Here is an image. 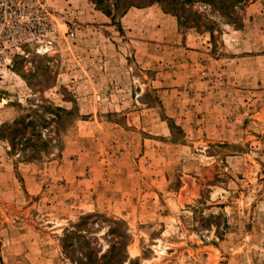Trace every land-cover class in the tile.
Masks as SVG:
<instances>
[{"label": "rangeland", "instance_id": "rangeland-1", "mask_svg": "<svg viewBox=\"0 0 264 264\" xmlns=\"http://www.w3.org/2000/svg\"><path fill=\"white\" fill-rule=\"evenodd\" d=\"M116 1L0 0V264H264V0Z\"/></svg>", "mask_w": 264, "mask_h": 264}, {"label": "trees", "instance_id": "trees-1", "mask_svg": "<svg viewBox=\"0 0 264 264\" xmlns=\"http://www.w3.org/2000/svg\"><path fill=\"white\" fill-rule=\"evenodd\" d=\"M119 1V0H117ZM116 1V2H117ZM149 4H157L163 14L176 18L179 28L195 30L199 33H209L211 39L215 23L208 20L202 13L193 11L198 6L209 10V15L221 20L225 25L240 28L241 16L237 9L242 7L247 0H146ZM117 5V4H116ZM72 235V234H71ZM75 236V235H72ZM67 237V236H66ZM76 262V261H75ZM78 264H82L78 262ZM91 264V262H84Z\"/></svg>", "mask_w": 264, "mask_h": 264}]
</instances>
